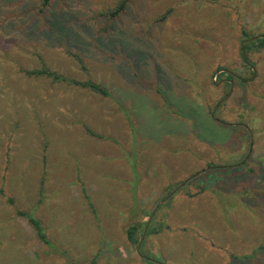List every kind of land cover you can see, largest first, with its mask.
<instances>
[{"label":"rangeland","instance_id":"obj_1","mask_svg":"<svg viewBox=\"0 0 264 264\" xmlns=\"http://www.w3.org/2000/svg\"><path fill=\"white\" fill-rule=\"evenodd\" d=\"M263 37L264 0H0V264H264Z\"/></svg>","mask_w":264,"mask_h":264},{"label":"trees","instance_id":"obj_2","mask_svg":"<svg viewBox=\"0 0 264 264\" xmlns=\"http://www.w3.org/2000/svg\"><path fill=\"white\" fill-rule=\"evenodd\" d=\"M126 6V1L121 2L115 9L111 10L110 12H108V14L111 17H115L117 15H119L125 8ZM257 47V48H256ZM263 47L264 48V37L263 38H254L251 39L250 41H248V39L244 40V43L242 45V49L246 50V52L249 50H258L261 49ZM27 75L30 76H47V77H51L53 80L55 81H65L64 78H62L61 76L55 74V73H51L48 70H46L45 68H43L42 70H33L30 72H26ZM73 84L81 86L83 88H87L95 93H98L104 97H108L109 96V92L104 89L103 87L92 83V82H85V83H77V82H73ZM222 104V103H221ZM91 135H94L93 133H91ZM250 158V156H248V159ZM245 165L246 166V162H244L243 164H241V166ZM218 169L215 168L213 165H209L208 169L203 171L201 174L198 175H194L193 177H191L189 179V181H192L193 179H195L196 177H201L202 175H208L210 172L212 171H217ZM248 170L250 172H254L255 169L252 168H248ZM246 171V170H243ZM257 191V190H256ZM255 193V191H254ZM258 193L262 194L263 191L260 189V191H258ZM192 196V195H191ZM17 215L24 217L29 224L32 226V228L34 229L35 233H36V237L37 239L45 244V245H49V241L44 233V230L41 226V223L39 222L38 219H36L34 216H32L30 213L27 212H17ZM139 230V225H133L130 228H128L127 230V239L131 244L134 245H139L140 243V239H137V232ZM152 231V229L149 227L147 229L146 232V236ZM260 248H264V246L260 247Z\"/></svg>","mask_w":264,"mask_h":264},{"label":"crops","instance_id":"obj_3","mask_svg":"<svg viewBox=\"0 0 264 264\" xmlns=\"http://www.w3.org/2000/svg\"><path fill=\"white\" fill-rule=\"evenodd\" d=\"M209 111H210V109L207 108V109H206V114H205V115H206L207 117H209V118H210V117H213V116H211V114H209Z\"/></svg>","mask_w":264,"mask_h":264}]
</instances>
